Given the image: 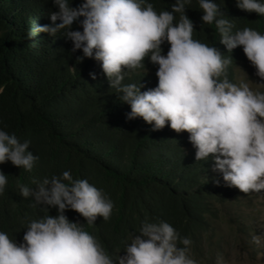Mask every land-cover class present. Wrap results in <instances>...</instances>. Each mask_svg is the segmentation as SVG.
I'll return each instance as SVG.
<instances>
[{
  "label": "trees",
  "instance_id": "16d2710c",
  "mask_svg": "<svg viewBox=\"0 0 264 264\" xmlns=\"http://www.w3.org/2000/svg\"><path fill=\"white\" fill-rule=\"evenodd\" d=\"M80 2L72 0V6ZM149 2L159 12L170 11L174 0ZM215 2L233 31L247 26L264 32V16L237 8L235 0ZM187 7L193 38L232 57L227 74L237 82L239 73L252 67L242 48L227 52L214 24H203L197 0ZM52 10H56L52 0H0V128L15 133L21 142L30 141L29 150L39 157L31 171L10 162L0 164L8 178L0 195V231L20 243L29 221L56 215L54 207L47 211L31 197L20 196L17 182L34 189L33 179L69 170L74 179H87L113 201L107 222L97 216L88 225L74 210L64 213L73 222L85 223L84 229L110 255L118 250L124 254L127 237L136 234L147 217L166 221L190 238V255L197 264L230 261L226 255L237 243L253 250L250 258L256 259L263 249L259 230L264 228L258 217L264 207H256V193L226 185L212 170L211 155L196 161L187 132L177 133L167 124L154 131L142 118L126 119L130 108L109 88L99 62L90 58L78 62L82 53L71 51V41L62 32L26 38L30 28L49 23ZM161 47L163 54L169 45ZM145 68V74L143 69L130 72L124 83H140L141 91L155 87L156 66L145 58ZM244 203L252 210L247 212Z\"/></svg>",
  "mask_w": 264,
  "mask_h": 264
},
{
  "label": "clouds",
  "instance_id": "9594fccd",
  "mask_svg": "<svg viewBox=\"0 0 264 264\" xmlns=\"http://www.w3.org/2000/svg\"><path fill=\"white\" fill-rule=\"evenodd\" d=\"M191 2L174 0L170 11L157 12L149 0H81L76 6L72 0H52L56 10L47 14L49 23L30 28L26 38L62 32L71 51L82 53L78 62H99L109 88L130 108L126 119L142 118L154 131L167 124L177 133L187 132L196 161L211 155L212 170L226 185L246 194L259 192L264 190V32L247 26L233 31L215 0H197L203 24H214L227 52L242 48L261 87L253 88L249 79L233 82L227 74L232 57L193 38V22L186 15ZM235 5L264 16V0H235ZM165 42L169 47L162 54ZM145 58L156 66L157 83L141 91L140 83L124 80L130 72L146 73ZM29 146L30 141L0 128V164L31 171L39 157ZM32 183L34 189L17 182L20 196L47 211L54 207L56 215L29 221L20 243L0 231V264H197L190 238L166 221L147 217L127 237L124 254L110 255L83 227L97 216L105 222L112 216L114 204L103 189L74 179L69 170ZM7 184L0 170V195ZM66 210H74L85 223L69 220Z\"/></svg>",
  "mask_w": 264,
  "mask_h": 264
},
{
  "label": "rangeland",
  "instance_id": "374dc122",
  "mask_svg": "<svg viewBox=\"0 0 264 264\" xmlns=\"http://www.w3.org/2000/svg\"><path fill=\"white\" fill-rule=\"evenodd\" d=\"M237 82L241 79L247 80L249 79L250 84L253 88L261 87L257 82H259V78L255 75V69L254 67L243 69L239 76L237 77ZM256 198V207H264V190H260L259 192H255ZM245 205V203H244ZM233 206L228 205V207ZM243 208L246 209V211L252 210L251 208L247 207L245 205ZM241 207L237 208V211H239ZM243 210V209H242ZM263 211V210H261ZM259 223H264V211L259 214ZM260 234V242L259 247L263 248L262 251H260L259 255L256 257V259H252L250 257L251 253L254 252L253 250H249L248 248H244L241 243H237V245H234V249H230L229 254L226 255L229 259L232 258L230 261L226 262L223 261L222 264H264V228H261L259 230ZM248 249V250H247ZM241 258V259H239ZM203 264V263H202Z\"/></svg>",
  "mask_w": 264,
  "mask_h": 264
}]
</instances>
